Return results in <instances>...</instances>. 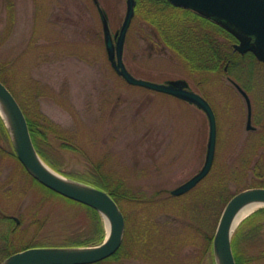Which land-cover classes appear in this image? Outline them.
<instances>
[{
  "label": "rangeland",
  "instance_id": "1",
  "mask_svg": "<svg viewBox=\"0 0 264 264\" xmlns=\"http://www.w3.org/2000/svg\"><path fill=\"white\" fill-rule=\"evenodd\" d=\"M140 3L126 37V67L154 83L187 81L216 116L212 169L187 195L175 199L171 192L204 167L209 119L189 102L129 84L111 66L98 6L114 36L127 0H0V65H6L7 83L1 80L52 129L46 127L50 139L60 135L58 143L73 147L56 154L62 175L76 181L100 173L140 198L122 202L130 239L127 256L112 264H214L204 238L206 220L215 218L229 195L264 184V66L247 57L230 74L225 67L219 73L198 70L193 58L161 42L150 6ZM165 14L186 18L181 11ZM228 75L251 92L258 133L246 129L247 107ZM3 215L20 221L17 247L33 235L61 246L89 226L83 214L32 186L0 131V221ZM8 224L0 225V233ZM12 247L0 249V264Z\"/></svg>",
  "mask_w": 264,
  "mask_h": 264
},
{
  "label": "water",
  "instance_id": "2",
  "mask_svg": "<svg viewBox=\"0 0 264 264\" xmlns=\"http://www.w3.org/2000/svg\"><path fill=\"white\" fill-rule=\"evenodd\" d=\"M173 6L191 9L202 17L211 19L233 34L239 41L235 50L241 54L252 52L264 63V0H168ZM136 0H127V12L121 30L114 42L108 20L100 9L104 25L105 43L114 69L129 84L143 86L158 92L173 95L195 104L208 116L210 137L205 165L202 170L183 185L174 189V196H182L196 187L211 171L216 151L217 124L210 104L200 95L188 90L185 81L157 84L135 78L123 62L127 32L135 16ZM246 95V93H245ZM249 103V126L252 110ZM0 101L7 110L11 127L1 111L0 116L13 142L17 158L25 169L42 185L72 201L97 210L104 218L108 230L105 242L89 248H29L10 256L3 264H95L113 256L121 247L125 233V217L116 201L106 191L79 182L68 181L51 169L39 156L30 134L25 114L11 91L0 80ZM264 206V188L241 192L227 204L214 237V255L217 264H236L232 248L235 230L234 221L239 211L247 204ZM108 221V223H107Z\"/></svg>",
  "mask_w": 264,
  "mask_h": 264
},
{
  "label": "trees",
  "instance_id": "3",
  "mask_svg": "<svg viewBox=\"0 0 264 264\" xmlns=\"http://www.w3.org/2000/svg\"><path fill=\"white\" fill-rule=\"evenodd\" d=\"M136 2L137 6L141 5L140 0H136ZM141 2L146 3L145 6L147 7V10L149 8L148 5L150 6V11H148V13L151 12V15H153L151 18V25L156 28L163 40V43L168 45V47L178 56L181 54L183 58H193L198 70L219 73L223 70V67L228 65L229 72L232 73V69L236 66L239 59L252 57L257 61V59L252 54L240 55L239 53L234 52V37L216 23L198 15L194 11L174 7L168 0H141ZM170 10L181 11L184 15H186V18L177 19L172 15L165 14V12ZM5 69L6 65H0V79H3L6 82V80L3 78ZM241 85L245 87V85L242 83ZM19 103L26 116L32 141L38 154L55 171L65 174L61 171V168L63 167V164L61 165L60 161L61 157L60 155L58 156L56 154L58 151L64 148L67 149L69 147H73L66 142L58 143V141L62 140L60 135H56L54 140L56 143L54 144V141L49 137V130L46 129V127H50L45 122L42 123L37 115L29 112L21 102ZM0 131L2 137L6 141L10 155L17 158L11 137L1 117ZM92 169L93 171L98 172L96 169ZM24 172L29 178L32 186H36L37 188L44 190V193H48L50 197L65 203L76 213L83 214L84 218L87 217L89 222V226L87 227L88 231L84 232L83 226L81 228L82 232L78 233L77 235H72L66 239L64 244L59 247H92L103 243L106 237V231L103 224V218L97 210L67 199L51 191L50 189L43 186L33 176H31L25 168ZM93 175H89V178L92 180L80 178L77 179L78 181L87 183L91 186L108 192L121 208L122 202H132L134 200L140 199L136 196V193L125 186L124 183L106 181L103 178V175L100 173L97 175L93 173ZM256 187H264V184ZM242 191L243 190H239L238 193ZM238 193L232 196L229 195V197L223 201L221 211L218 212V214H215L214 219L213 217L210 218V216L204 225V238L206 240L207 251H209L214 264L217 263L214 256L213 241L218 223L226 205ZM174 198L176 199V197ZM151 201L152 200L147 201L146 203H150ZM44 223L45 220L43 219V221L40 222L38 231L43 229ZM11 226V235H9V230L7 232L0 233V242H2V244L6 243V245H9V243H11L12 245L13 243L11 240L13 239V236H15L14 240L16 241V246L13 245V247L6 253L4 259L27 248L52 247L51 245L44 243L45 241L43 239H39L42 235H33L30 241L27 240V243L25 242L24 244L17 247V239L19 238L21 229L20 226H16V222H12ZM129 239V233L126 227L123 244L117 253L112 257H109L96 264H112L113 262L120 261L124 256H127V252L125 250L127 248L126 243L129 241ZM232 248L236 264H255L264 261V207L255 211L241 223L233 235Z\"/></svg>",
  "mask_w": 264,
  "mask_h": 264
},
{
  "label": "flooded vegetation",
  "instance_id": "4",
  "mask_svg": "<svg viewBox=\"0 0 264 264\" xmlns=\"http://www.w3.org/2000/svg\"><path fill=\"white\" fill-rule=\"evenodd\" d=\"M98 8H99V6H98ZM99 12H100V10H99ZM104 13V12H103ZM105 14V13H104ZM105 16H106V14H105ZM106 18H107V16H106ZM107 20H108V18H107ZM108 24H109V21H108ZM111 30V29H110ZM118 32L119 31H117L116 33H115V35H114V38H115V41H116V39H117V34H118ZM159 36V35H158ZM160 38V37H159ZM235 39V38H234ZM162 43H163V41H161ZM236 43H238V40L237 39H235V42L233 43V50H234V52H237L235 49H234V46H235V44ZM159 44H160V42H159ZM162 48H164V46L162 45ZM160 49V48H159ZM109 58V57H108ZM109 61H110V63H111V66H113L112 65V62H111V60H110V58H109ZM123 62H124V59H123ZM124 65H125V63H124ZM125 67H126V65H125ZM126 69L129 71V69L126 67ZM130 72V71H129ZM131 73V72H130ZM132 74V73H131ZM224 74H230V72H229V68H228V65L224 68ZM137 78V77H136ZM228 79L230 80V82L232 83V85L234 86V87H230V88H232V90L234 91V94H235V96H236V98H238V100H240V98L245 102V104H246V107H247V117H246V129L248 130V132H252V133H258L259 132V130H260V127L258 128V127H256V126H254L253 125V118H254V109H253V103H252V99H251V92L248 90V88L247 87H243L241 84H239L238 82H236L234 79H232V77L230 76V75H228ZM171 81H176V80H170V81H168L167 83L169 84ZM186 83H187V85H188V89L189 90H191L190 89V85H189V83L186 81ZM202 84V83H201ZM192 91V90H191ZM245 93H246V95L248 96V98H249V100H250V104H251V110H252V116H251V122H250V126H249V113H250V111H249V103H248V99H247V97H246V95H245ZM260 120H262V119H260ZM262 128H263V125H262ZM261 128V129H262ZM262 131V130H261ZM262 133V132H261ZM204 180V179H203ZM202 180V181H203ZM201 181V182H202ZM200 182V183H201ZM199 183V184H200ZM198 184V185H199ZM197 185V186H198ZM196 186V187H197ZM192 191V190H191ZM190 192V191H189ZM188 192V193H189ZM183 197V196H182ZM8 217V218H7ZM4 222H6V223H8L9 222V224H8V226H7V230H9V235H11V223L12 222H16V219H15V217H11V216H7V215H3V220L2 221H0V225H2ZM127 224V223H126ZM7 230H6V232H7ZM13 239L11 240L12 241V243H13V245H14V243H15V240H14V238H15V236H13L12 237ZM6 245V243H4V244H2V242H0V249H2V248H4V246ZM9 245H11V243H9Z\"/></svg>",
  "mask_w": 264,
  "mask_h": 264
},
{
  "label": "bare ground",
  "instance_id": "5",
  "mask_svg": "<svg viewBox=\"0 0 264 264\" xmlns=\"http://www.w3.org/2000/svg\"><path fill=\"white\" fill-rule=\"evenodd\" d=\"M0 111L3 115V117L5 118L7 124L9 127H11V122L9 119V115L7 113L6 108L4 107L3 103L0 101ZM65 178V177H64ZM67 179V178H66ZM68 181H72L67 179ZM74 182V181H72ZM261 206V204L258 203H250L245 205L237 214L235 221H234V227L237 226L242 220H244L246 217H248L250 214H252L257 208H259ZM108 223V221H107Z\"/></svg>",
  "mask_w": 264,
  "mask_h": 264
}]
</instances>
